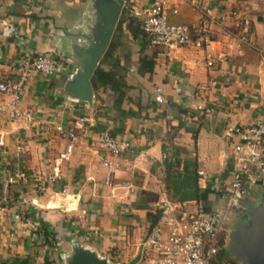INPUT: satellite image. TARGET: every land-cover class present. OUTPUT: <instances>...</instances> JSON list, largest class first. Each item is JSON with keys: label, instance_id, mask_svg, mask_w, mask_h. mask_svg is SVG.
I'll return each mask as SVG.
<instances>
[{"label": "crops", "instance_id": "crops-1", "mask_svg": "<svg viewBox=\"0 0 264 264\" xmlns=\"http://www.w3.org/2000/svg\"><path fill=\"white\" fill-rule=\"evenodd\" d=\"M120 1L116 26L93 69L109 71L124 84L123 97L114 104L117 95L109 86L96 87L93 71L89 102L67 89L77 69L68 58V37L92 24L94 0H0V79L16 72L18 52L62 54L67 65L50 77L29 74L19 106L31 115L30 122H8L0 115V264L36 259L62 264L78 249L106 261L113 256V264H127L134 257L135 264H148L151 253L141 243L159 218L163 200L179 202L168 193L169 174L180 177L182 159L193 163L197 189L210 191L199 205L217 210L219 189L232 174L226 129L255 119L264 122V0H200L201 6L245 16L257 50L237 44L233 22L227 19L208 24L211 42L206 51L173 47L164 56L155 55L130 16L150 0ZM166 2L169 23H196L197 12L184 0ZM206 55L216 60L213 71L204 67ZM210 78L217 83L215 89L202 91ZM155 87L163 91L160 105L153 101ZM78 116L87 119L84 132L60 166L59 183L50 184L45 180L52 160L64 145L51 126H67ZM100 130L126 145L116 158L111 187L103 183L107 171L94 150L93 138ZM15 144L22 152L14 150ZM173 157L181 161L167 171L164 160ZM14 170L24 171L26 180L5 186L4 177ZM39 184L46 188L43 195L33 192ZM60 188L66 192L61 194ZM244 197L242 207L264 197V177ZM228 231L226 227L222 240L225 254ZM214 257L212 264H218ZM226 257L232 260L228 263L242 264Z\"/></svg>", "mask_w": 264, "mask_h": 264}, {"label": "built area", "instance_id": "built-area-1", "mask_svg": "<svg viewBox=\"0 0 264 264\" xmlns=\"http://www.w3.org/2000/svg\"><path fill=\"white\" fill-rule=\"evenodd\" d=\"M184 1L197 12L194 25L169 23L166 0H150L145 8L131 12V18L138 21L141 34L156 56L166 55L173 47L206 51L211 42L208 24L220 25L227 19L233 22L235 29L232 36L237 44L258 49L253 45L249 35V21L241 13L235 10L219 12L212 7L201 6L200 0ZM171 13L175 14L176 10H171ZM65 61L62 54L33 56L27 52H18L16 72L0 79V95L5 98L0 101V115L8 122H30L31 115L19 106L29 74L35 72L43 77H50L60 67H67L64 65ZM204 67L208 71H213L216 60L206 55ZM216 85V81L210 78L201 89L206 92L215 89ZM153 101L158 105L164 103L161 87L153 89ZM196 109L201 108L197 106ZM86 123L87 119L84 116H78L67 126L63 124L51 126L56 136L64 141V145L52 160V172L46 177V182L59 183L60 166L71 157L77 137L84 132ZM223 138L230 144L232 174L230 181L219 189L220 207L205 212L195 200L179 202L163 200L159 218L150 227L141 243V248L151 253L147 258L148 264H212L213 257L219 250H223L224 243L220 245L219 240L221 236H225L224 225L228 221V213L239 207L246 190L253 187L260 177H264V122L255 119L246 126L229 127ZM93 142L94 150L100 155V163L107 171L103 183L111 187L112 174L118 168L116 158L126 145L107 130L98 131ZM14 150L22 152L19 144L14 145ZM26 177L24 171L14 170L4 177L3 184L10 186L26 180ZM45 191L46 188L42 184L33 189L34 194L43 195ZM65 192L64 188H60L61 194ZM29 264L40 262L36 259Z\"/></svg>", "mask_w": 264, "mask_h": 264}, {"label": "water", "instance_id": "water-1", "mask_svg": "<svg viewBox=\"0 0 264 264\" xmlns=\"http://www.w3.org/2000/svg\"><path fill=\"white\" fill-rule=\"evenodd\" d=\"M120 4V0H94L92 24L89 26L84 24L83 32L80 29L73 37H68L70 41L68 58L77 69L67 83V89L81 101L89 102L91 99L88 79L116 26ZM59 207L65 208L64 205ZM239 210L228 232V254L242 264H264V197L255 205H245ZM137 260L138 257H134L127 264H135ZM62 264L110 263L90 252L78 249L65 261L63 259Z\"/></svg>", "mask_w": 264, "mask_h": 264}, {"label": "trees", "instance_id": "trees-1", "mask_svg": "<svg viewBox=\"0 0 264 264\" xmlns=\"http://www.w3.org/2000/svg\"><path fill=\"white\" fill-rule=\"evenodd\" d=\"M80 2L84 1V0H79ZM92 80L94 81L96 87H104V86H109L110 87V91L113 94L117 95V98L114 100V104H119L122 97H123V87L124 84L116 79L114 77V75L109 72V71H102L99 68H96L93 71L92 74ZM176 153L178 154L177 149H175ZM179 160L181 161V159L177 158V157H173V158H169L167 160H164V162H166L165 167L167 169V171L171 170V164L175 163V166L177 167V165L179 164ZM178 168V167H177ZM179 172L181 173L180 177L177 178L174 175H170L167 178V181H170V186L168 185V193L170 195L171 198L176 196V200L179 201H184L186 199H190L193 198L195 199L196 202L200 201V200H204L206 198V196L210 193L209 190H204V191H199L196 187V168L195 165L193 163H191L190 161H187L185 159H182L181 164H180V169ZM170 173V172H169ZM199 203V202H198ZM203 210L205 212H209L206 211L204 208ZM222 240H223V236L220 237V245L222 244ZM217 256V262L218 264H225L228 262H232V260L228 259L226 257V254L224 253L223 250H219L217 252V254L215 255V257ZM214 257V258H215Z\"/></svg>", "mask_w": 264, "mask_h": 264}, {"label": "rangeland", "instance_id": "rangeland-1", "mask_svg": "<svg viewBox=\"0 0 264 264\" xmlns=\"http://www.w3.org/2000/svg\"><path fill=\"white\" fill-rule=\"evenodd\" d=\"M243 199H246V200L251 199V200H252V198H250V197H248V196H245ZM257 202H258V201L255 200L254 205H255ZM228 218H229V222L227 221V222L225 223L224 227H228V229H231L232 224H233V221L235 220V214H233V212L230 211V212L228 213ZM228 218H227V219H228ZM225 250H226V254H228L229 252L227 251V246L225 247ZM112 257H113V256H112ZM112 257L108 258V262H109L110 264H113V263H114V262H112Z\"/></svg>", "mask_w": 264, "mask_h": 264}, {"label": "flooded vegetation", "instance_id": "flooded-vegetation-1", "mask_svg": "<svg viewBox=\"0 0 264 264\" xmlns=\"http://www.w3.org/2000/svg\"><path fill=\"white\" fill-rule=\"evenodd\" d=\"M239 209H242V206H239V207H237V208H235L232 212H233V214H235V219H236V217L238 216V214H239ZM228 222H229V218H228ZM234 222V221H233ZM230 230V229H229ZM229 232V231H228Z\"/></svg>", "mask_w": 264, "mask_h": 264}]
</instances>
